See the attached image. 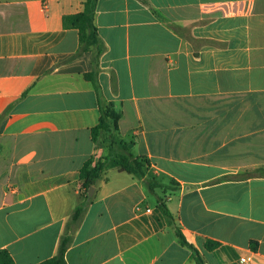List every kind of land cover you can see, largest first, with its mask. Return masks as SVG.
I'll return each mask as SVG.
<instances>
[{
	"label": "crops",
	"instance_id": "crops-1",
	"mask_svg": "<svg viewBox=\"0 0 264 264\" xmlns=\"http://www.w3.org/2000/svg\"><path fill=\"white\" fill-rule=\"evenodd\" d=\"M86 2L0 0V251L38 264L69 237L67 264H264V177H240L264 167V0H98V83L150 167L105 171L74 218L104 152L93 56L64 26Z\"/></svg>",
	"mask_w": 264,
	"mask_h": 264
},
{
	"label": "trees",
	"instance_id": "trees-1",
	"mask_svg": "<svg viewBox=\"0 0 264 264\" xmlns=\"http://www.w3.org/2000/svg\"><path fill=\"white\" fill-rule=\"evenodd\" d=\"M97 2L98 0H87L83 12L64 17L65 27L74 28L79 31V52L92 53L93 70L85 74L84 77L94 85L101 114L99 124L92 129V138L97 148H100V144L106 143L109 149L108 153L103 155L96 163L94 159H90L82 167L80 171V180L82 181V189L86 201L75 210L73 213L74 218H79L84 214L86 205L89 203V190L96 185L105 171L117 169L120 172L128 173L138 178H145L146 172L150 167V160L146 157H136L133 155L130 145L124 141L120 134L119 122L123 116L122 105L116 104L113 101H107L103 97L101 87L98 83L100 60L106 50V46L100 38L95 24ZM240 177H264V167L248 171L244 176ZM146 182L152 191L158 187L164 188L163 185L156 183L152 178L146 179ZM159 207L166 216L168 223L175 226L176 234L181 242L183 244H188L182 229L180 226L176 225L175 219L163 199H159ZM69 244V237L64 238L58 254L38 264H67L65 255ZM218 245L219 243L208 240L205 247L207 250H214ZM194 260L196 264H206L205 260L196 249H194ZM0 264H15L8 251H0Z\"/></svg>",
	"mask_w": 264,
	"mask_h": 264
},
{
	"label": "rangeland",
	"instance_id": "rangeland-1",
	"mask_svg": "<svg viewBox=\"0 0 264 264\" xmlns=\"http://www.w3.org/2000/svg\"><path fill=\"white\" fill-rule=\"evenodd\" d=\"M130 145V147H132V144L131 143H128ZM100 148L103 149V155H105L106 153H108L109 149L107 147V144L106 143H102L100 144ZM132 149V148H131ZM132 154L133 155H136V151H133L132 149ZM157 194H159L160 196H164V192L162 190H157ZM154 201H156L157 199L154 197L152 198Z\"/></svg>",
	"mask_w": 264,
	"mask_h": 264
},
{
	"label": "built area",
	"instance_id": "built-area-1",
	"mask_svg": "<svg viewBox=\"0 0 264 264\" xmlns=\"http://www.w3.org/2000/svg\"><path fill=\"white\" fill-rule=\"evenodd\" d=\"M100 156L97 155L95 158H94V162L96 163L98 160H99ZM241 263L242 264H250L249 260L247 258H241Z\"/></svg>",
	"mask_w": 264,
	"mask_h": 264
},
{
	"label": "water",
	"instance_id": "water-1",
	"mask_svg": "<svg viewBox=\"0 0 264 264\" xmlns=\"http://www.w3.org/2000/svg\"><path fill=\"white\" fill-rule=\"evenodd\" d=\"M95 188L91 187L88 193V200H91L94 195Z\"/></svg>",
	"mask_w": 264,
	"mask_h": 264
}]
</instances>
